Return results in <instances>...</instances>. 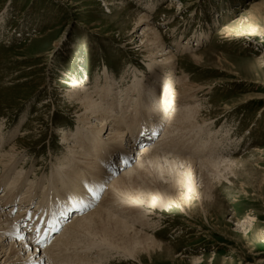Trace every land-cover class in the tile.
<instances>
[{"label":"rangeland","instance_id":"rangeland-1","mask_svg":"<svg viewBox=\"0 0 264 264\" xmlns=\"http://www.w3.org/2000/svg\"><path fill=\"white\" fill-rule=\"evenodd\" d=\"M105 1L116 0H0L1 150L7 152L19 143L21 159L11 165L12 175L22 169L23 176L26 172L31 180L26 181L24 176L22 187L38 181L42 185H32L34 189L28 190L29 196L27 191L24 193L27 202L23 204L8 205L5 200L17 198V193L12 194L11 188H6L7 198L0 200V212L6 213L3 207L8 205L30 213L25 221L13 219L17 224L15 238L20 229L35 235V230L20 228L21 221L27 224L32 218L39 222L36 213L47 212L52 206L42 202L38 211L33 210L30 195L33 191L36 200L39 189L43 188L41 201H44V194L57 188L56 163L71 153L75 140L68 138L63 144L60 132L64 130L73 137L81 128L88 129L91 125L79 123L72 106L64 107L72 83H84L95 99H100L103 88L111 87L115 106L110 112L119 125L129 116L128 126L125 123L122 128L128 135L139 129L136 116H142L137 119L141 125L149 121L147 111L145 119L143 111L131 118L129 107L135 98L128 88L132 81L142 80L144 76L142 83L148 78L149 83L155 80V73L150 74L148 69L147 62L151 61L145 60L139 46L142 27H136L132 14L138 13L153 18L145 26L156 27L165 40L164 52L170 50L174 56L176 67L171 71L172 83L168 82L171 91L162 98L165 118L173 110V100L180 95L177 89L182 82L190 99L194 98L193 105L201 109H197L200 123L196 128L185 127L178 133L179 138L168 137L179 144L177 147L172 144L171 148L177 151L170 152L172 156H184L186 153L178 147L198 135L199 139L207 140V153L222 142L213 157H231L237 161L205 173L200 181L198 177L195 179L199 181L196 185L203 188L207 182L213 183V203L207 205L206 201L193 198L188 205L175 204L167 209L145 206L148 224L154 225L149 230L146 228L145 233L150 232L165 247L160 252L141 253L139 263L115 256L110 264H264V0H121L124 6L116 3L115 7L106 5ZM118 9H123V17L118 16ZM129 39L137 41L130 44ZM192 54L199 55L198 59L191 58ZM165 67H156L155 71L162 74L160 69L166 71ZM168 84L164 86L170 88ZM100 121L93 120L97 125ZM169 121L170 116L164 130L155 136L159 139L151 145L155 146L161 139ZM198 128L201 132L195 134ZM207 131L213 134L211 139H207ZM131 135L129 140L135 144ZM138 146L139 152L148 147ZM80 147L86 157L85 149ZM139 156L121 166L127 170L136 167ZM94 163L96 168L108 170V166L99 165L97 160ZM65 164L74 176L79 164L71 157ZM52 171L55 179L51 178ZM3 172L0 170V177L5 175ZM119 172L122 173L121 169L112 177L107 176L108 181L103 184L113 183L120 177H116ZM139 175L148 182L158 183V172L152 165L144 166ZM5 184H9L7 180L0 183V196L5 194ZM100 200L91 201L78 214L95 209ZM78 214L69 216L67 221L72 222ZM52 217L51 213L49 219ZM32 235L26 236L37 245L40 240ZM44 246L37 247L38 253H44L42 264H59L60 253ZM89 254L93 259L95 253ZM63 257L70 261L72 254Z\"/></svg>","mask_w":264,"mask_h":264},{"label":"bare ground","instance_id":"bare-ground-1","mask_svg":"<svg viewBox=\"0 0 264 264\" xmlns=\"http://www.w3.org/2000/svg\"><path fill=\"white\" fill-rule=\"evenodd\" d=\"M107 3L106 5L112 4L113 7L116 6V3L120 4L118 6H124L121 0ZM118 10V16L123 17L125 15L122 14L123 9ZM132 14L135 17L136 27H142L141 37L138 38V40L140 39L139 46H141V53L146 56L145 60L151 61L147 62L150 63L148 69L150 74L155 73L153 76L155 80L149 83L148 78L142 83V80L146 78L144 76L142 80L136 78L132 81V85L128 88L134 93L135 98L131 103L135 104L137 101V105H131L130 103L129 107L132 108L131 118L134 117V113L139 114L140 111H143V118L145 119V111H147L149 121L141 125L137 122V119H140L142 116H136L135 123L139 124V129L130 132L132 134H130V139L135 141V144H133L129 140L130 135L126 133V130H122L125 123L128 126L129 116L128 119L123 116L124 119L119 125L117 119L110 112L115 106V102L111 99V97H114L112 95V88H103L100 92V99H95L92 96V91L90 92V88L85 89L84 83H72V91L71 94L68 93L66 95L64 107L72 106V110L78 116L79 123L91 125L88 126V129L84 126L79 131V134L73 135V137H71L72 134L70 136L64 130L60 132L59 139L62 143L68 142V138L74 139L75 137V140L74 145L70 148L71 153L67 154V157H65L66 155H64V158L60 157L61 159L56 163L55 170L59 172L57 174V181H59L57 188L54 191H47L43 196L44 201H41L43 188L39 189L36 200L33 199V191L30 195L33 210L38 211L39 205L42 202L44 205L52 204V206H49L47 212H38L40 217L38 219L39 222L31 218L27 224H23L24 226H18V229H30L31 232L35 230V235L29 232L26 234L25 230L20 229L21 233L16 238L15 226L17 224L13 219L23 218V221H25L29 217V214L23 216L28 211L22 208L12 209L13 207L9 208L8 205L10 202L15 204L27 202V200L23 199L26 197L24 193L27 191V195L29 196L28 190H33V186L42 187V185L39 186L40 181L36 182L35 185H27L26 183L25 187L20 185L24 176L26 181H31L27 179L28 173L25 172L23 176L24 172H21L22 169L12 175L14 169L11 165L19 162L21 159L20 144L15 143L7 152H2L4 150H1L2 138H0V170L4 171L3 173L5 174L0 177V183L4 180H7L9 183L5 184V186L9 187L3 185L5 194L0 196V200L3 201L7 198L6 188H11L9 191H12V194L14 191L17 193V198L5 200L9 203L6 205V208L5 206L3 208L7 210L6 213L8 212V214L0 212V264H42L44 253H38L37 247L44 245V247L51 246V252L60 253L59 264H110L115 256L128 258L139 263L141 262V253L160 252L165 247L164 244L150 235V232L145 233L147 231L145 230L146 228L149 230V228H153L154 226L153 224L152 226L148 224L149 220L145 215V206L151 209H167L175 204L188 205L193 198L204 200L207 202V205L208 202L213 203L212 200L215 197L213 183L209 181L203 188L201 187L202 185L197 186V182L201 180L205 173L210 174L211 170L220 169L221 166H231V162L237 161L231 157L230 159L213 157V154L222 146V142L216 145L214 153H207V140L199 139L200 136L198 135L197 137L195 136V134L201 132L199 128L198 132L196 131L194 134L195 137L190 138L188 143L181 144L182 146L178 147L180 150L183 149L186 154L184 156L173 154L172 156L170 152H177L175 151V147L171 148L172 144L176 147L179 144H175L178 140H169L168 137H178V133L181 132V129H186L185 127L190 129L195 126L196 128L197 124L200 123L198 122V110L201 111V109L193 105V101H191L193 97L190 99L191 96L187 93V87L182 82L177 89L178 95L180 94L181 96L177 95L178 99L173 100L175 102L172 106L173 110L165 118V105L162 98L164 99L165 95L171 91L172 86L168 82L172 83L170 77L174 73L171 75V71L176 67L174 56L170 50L164 52L165 40H163V36L156 27L153 25L151 27L145 26L153 18L145 14ZM129 41L130 44H133V41H137V39H129ZM190 57L198 59L199 55L192 54ZM164 66H166V71L160 69L162 74L155 71L156 67L162 68ZM108 83L112 84V80L109 77ZM166 83L170 88L164 86ZM94 88L92 89L98 92L96 87ZM187 102L189 104L185 105ZM107 103H110V105ZM178 103L180 104L178 105ZM169 116L170 121L167 131L157 141L155 146L151 145L155 143L156 134H161L164 130ZM95 119L101 120L98 125L93 122ZM1 131L2 125H0V135ZM207 132V139L208 137L211 139L213 134L209 135V131ZM157 139H159V136ZM123 145L126 146L123 148ZM136 145L148 147L139 152V146L136 147ZM80 146L85 149L84 153H86V157L81 154L82 150ZM136 155L139 156L136 167L127 170V167L123 168L121 166L122 164H129L133 161L131 158H134ZM206 156L209 158L205 159ZM69 157L79 164L78 168H74V176L66 168L65 162ZM94 160H97L99 165L104 164L106 167L108 166V170L106 171L101 167L96 168ZM149 165H152L158 172L157 184L148 182L139 175L140 170L144 166ZM120 169L122 173L119 172V175L116 176H120L117 180L113 183L111 181L108 184H103L107 183V176L112 177ZM105 171L107 172L106 176L104 175ZM197 177L199 181L195 180ZM51 178H56L54 171L51 172ZM104 185L107 186L106 191ZM28 186L29 188H27ZM21 194V198H18ZM103 194L104 196H102ZM99 198H102V201L98 202V207L90 210V212L87 211V214H85L86 212L78 214L79 211H83L88 207L91 201L95 202ZM51 213L53 217L49 219ZM18 214L20 216H17ZM77 214L78 216L72 222L69 223L67 221L69 216L72 217ZM33 215H35V212ZM54 234H56L55 237H53ZM26 235H32L38 240L42 239V244H33L34 242L30 240V236ZM52 243L53 246L51 245ZM33 248L35 251H32ZM92 252L93 254L95 253L93 259L88 256ZM68 254H72L70 261L66 260L67 257H63ZM62 257L63 259H61Z\"/></svg>","mask_w":264,"mask_h":264}]
</instances>
